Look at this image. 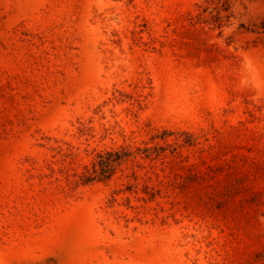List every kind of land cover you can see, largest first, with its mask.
Here are the masks:
<instances>
[{"label":"rangeland","instance_id":"rangeland-1","mask_svg":"<svg viewBox=\"0 0 264 264\" xmlns=\"http://www.w3.org/2000/svg\"><path fill=\"white\" fill-rule=\"evenodd\" d=\"M263 21L0 0V264H264Z\"/></svg>","mask_w":264,"mask_h":264},{"label":"trees","instance_id":"trees-1","mask_svg":"<svg viewBox=\"0 0 264 264\" xmlns=\"http://www.w3.org/2000/svg\"><path fill=\"white\" fill-rule=\"evenodd\" d=\"M262 29H263V31H264V21H263V23H262ZM102 158V157H101ZM103 167H108L107 165V163H105L103 160H101V162H99Z\"/></svg>","mask_w":264,"mask_h":264}]
</instances>
